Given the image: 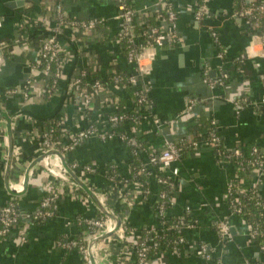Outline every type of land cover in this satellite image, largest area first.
<instances>
[{"label":"crops","instance_id":"0c3cea01","mask_svg":"<svg viewBox=\"0 0 264 264\" xmlns=\"http://www.w3.org/2000/svg\"><path fill=\"white\" fill-rule=\"evenodd\" d=\"M60 2L72 18H103L91 35L76 34L72 29L60 36L65 76L58 90L49 92L40 61L41 36L55 24V3ZM254 0H208L209 16L196 18L202 0H130L136 11L134 26H157L168 31L172 24L165 17L166 2L176 12L175 29L180 41L174 45L149 46L143 50L140 64L128 58L121 39L122 21L116 0H0V206L15 200L23 216L0 237V264H84L81 253L58 246V238H82L86 235L80 219L101 213L94 200L69 178L51 174L47 166L62 164L60 157L33 165L25 186L31 162L43 154L41 134L56 123L59 142L67 143L69 135L87 128L91 122H103L113 112L133 108L140 112L136 126L113 127L115 137L109 140L91 138L75 150L65 152L67 162H86L96 166L93 173L78 172L97 192L108 187L106 204L121 223L139 232L158 227L157 166L149 165V194L131 179L136 162L148 163L149 152L160 151L166 142L194 138L192 126L213 123L222 145L234 148L256 147L264 157V41L254 35L238 10ZM264 1V0H262ZM51 6V8H49ZM244 55V57H242ZM87 71L86 83L92 94L90 107L84 98L71 91V82L80 71ZM128 78L137 75L138 84H110L107 92L96 94L90 73L99 72L108 79L112 72ZM225 75L221 84L210 85ZM14 93H8L9 90ZM146 94L137 103L136 92ZM195 104L188 109L189 100ZM115 102V105H114ZM8 114L12 118L14 151L8 169ZM159 119V123L155 119ZM108 126V127H107ZM111 129L110 124L103 128ZM127 135L137 145L121 137ZM114 168L117 183L108 181ZM164 174L174 181L175 204L168 218L186 216L191 226L183 230L185 241L179 251L167 248L150 256L146 264H245L261 259L264 251L249 236V222L232 212L227 189L239 171L230 161H219L213 146L203 143L186 154ZM176 170V173L173 172ZM56 182L59 198L53 218L32 221L29 214L40 206L49 182ZM244 187L256 186L264 203V170L252 171ZM15 187L18 190H15ZM13 190L17 194H12ZM190 206L188 213L186 207ZM100 215V214H99ZM229 219L232 238L223 240L217 224ZM83 235V236H82ZM25 236V240L23 237ZM132 236L114 234L98 248L97 264H135L129 247ZM128 239V241H127ZM205 244L210 258L197 251Z\"/></svg>","mask_w":264,"mask_h":264},{"label":"built area","instance_id":"2783aa9c","mask_svg":"<svg viewBox=\"0 0 264 264\" xmlns=\"http://www.w3.org/2000/svg\"><path fill=\"white\" fill-rule=\"evenodd\" d=\"M119 6V19L122 21V32L121 37L128 36L129 42L137 45L141 51L136 53L134 49H131L128 52V58L131 61L137 62L140 64V60L142 58V53L145 48L149 46H162L164 44H174L180 41V37L178 35L177 30L175 29V20H176V12L173 9V6L170 2H166L165 8V17L170 21L172 24V28L168 31H162L159 27L153 26L149 32H145L147 40L144 42H140L137 44V40L134 34V20L136 16V11L132 7L131 4L127 2V0H116ZM208 0H202L201 4L198 5L196 10V18L198 20H203L209 16V12L206 6V2ZM55 12H56V19L55 24L52 26L48 33H45L41 36L40 42V61L39 63L35 64V67H39L41 65L44 69L45 77L48 79V88L49 92L52 90H58L60 81L65 76L63 67H64V59L61 54V43H60V36L63 34V31L66 29H72L75 34H71V40H77L78 36L76 34H83V35H93L96 29L105 23L103 18H88V19H77L69 17L65 14L61 3L58 1L55 4ZM51 8V6L49 7ZM52 9V8H51ZM256 12H264V1L260 4H255L254 2L250 4L248 7H244L239 15L241 18L246 20L247 25L251 26L255 29L259 25V20L257 19L254 23L251 22L246 15H254ZM144 35V33H143ZM254 35L260 37L264 41V37L259 33H254ZM244 57V55L242 56ZM86 76L87 71L83 70L80 73L76 74L75 77L72 79L71 82V91L75 93V95L79 98H84L86 105L90 107L92 102V94L88 90V86L86 83ZM225 80V75L222 78L217 80H210L209 78H204L206 83L210 85L221 84ZM109 83L115 85L117 84H125L130 83L131 85L138 84V77L137 75H130L128 78H125L118 72H112ZM91 87L94 89L96 94L101 92H107L108 88L107 85H104L100 80H96L92 82ZM15 90L11 89L8 93H14ZM137 103L142 105L146 101V94L142 91L136 92ZM264 102V98H263ZM195 104L194 99L189 100L188 109H191ZM115 105V102H114ZM128 118V116L124 112L120 113H112L107 116V120L105 123L103 122H91L90 125L82 130L74 134L69 135V141L67 143H61L57 138L54 137V129L51 128L49 130H45L41 134V149L42 152H48L51 150H58L64 156L65 152L75 150L78 146L83 144L85 141L91 138H100L102 140H109L115 137V131L109 130L107 127L104 129L103 126L106 124H110L111 126H120L123 125L124 120ZM156 123H159V119H155ZM121 137L128 142V144L135 147V154L138 153L137 145L130 139L127 135L121 134ZM203 143L209 144L213 146L214 151L219 159V161H230L236 165L238 170L242 168V163H235L237 158H241L246 156L245 150L242 148H234L230 152L224 153L223 150L220 148V136L215 133L211 132L208 137L196 139V137H185L179 141H168L165 143L163 148L160 151H151L149 152V161L148 163H142L140 165V172L141 173H149L148 166L153 165L157 166L159 174L157 175V182L160 184H169L168 189H163L158 192V213L160 218V225L158 227H149L146 229L141 230L140 232L135 228L130 227L129 225L125 224L124 222L121 223V226L113 233V235L119 234L121 236H132L133 238L129 239V247L131 249V253L133 255V259L127 257L125 262L134 261L135 264H146V261L150 257L151 250H158L164 247V244L160 242L158 239L161 236H170L173 238V244L175 246L171 247L174 251H179L180 246L183 245L185 241V237L183 234V230L191 226V221L186 216L177 217L173 220L168 218V209L175 204V185L174 181L170 179L167 175L164 174L165 171L171 170L173 164L180 161L186 154L190 152H194L202 146ZM250 155L253 156V159L249 162L253 165V171L256 169L259 172L264 170V157L260 155L259 150L256 147L251 149ZM51 156H57L56 154L49 155L43 159V161H48ZM69 166L78 174V172L85 174V173H93L96 171V166L92 163H84L79 161L68 162ZM48 171L55 175L60 176L61 178H69L72 180L77 186H79L73 178L68 174L65 170L63 164H59L58 166H51L48 164L47 166ZM176 173V170L173 171ZM80 178H82L80 176ZM240 175H238V180H241L242 184L244 179H240ZM108 181L110 184L117 183V176L115 173L111 174L108 177ZM235 179V180H237ZM82 180L98 195L100 200L102 201L103 205L109 209L107 204L105 203L107 200V193L108 188L106 190L102 189L100 192L90 186L83 178ZM232 180L229 183L227 189V199L229 204L231 205V209L233 213L240 214L244 216L243 210V202L241 199V195H251L255 198H261L259 196L258 190L256 186L251 187H244L234 185V181ZM135 183L141 185L143 184L135 181ZM79 188H81L79 186ZM82 189V188H81ZM17 191L18 188L15 187ZM83 190V189H82ZM46 195L42 198L40 202L39 208L32 214H29L27 217H30L32 221L39 222L43 220H47L49 218H53L57 211V200L59 198L58 190L56 187V182H49L46 188ZM150 189H144V194H149ZM262 199V198H261ZM187 212L189 213L191 210L190 206L186 207ZM110 211V209H109ZM23 216L21 212L17 208V203L15 200H11V202L5 206H0V237L7 235L12 226L19 222V219ZM80 224L85 225L87 231L91 233L89 239L84 242L82 238H70L67 239L65 237L58 238L56 241L58 246H62L66 250H77L81 253L83 257L84 264H92V257L91 252L89 250V243L92 238L101 236L108 232H111L116 227V222L112 220L109 216L102 213L100 215L94 217L83 218L79 220ZM230 222L229 219H223L217 224V231L219 236L223 240H229L232 238V234L230 232ZM86 231V232H87ZM107 238V244H110L112 241V236ZM174 236V237H173ZM249 236L252 240H255L259 243V247L261 250L264 251V224L256 223L252 224L249 223ZM25 236L23 240H25ZM104 240L103 242H105ZM128 241V239H127ZM98 245L97 250H95V257L98 260ZM170 248V247H167ZM198 253L206 257L207 259L210 258L208 249L205 244H200L198 249ZM217 264H220L217 262ZM245 264H264V261L261 259H255L251 261H246Z\"/></svg>","mask_w":264,"mask_h":264},{"label":"trees","instance_id":"16d2710c","mask_svg":"<svg viewBox=\"0 0 264 264\" xmlns=\"http://www.w3.org/2000/svg\"><path fill=\"white\" fill-rule=\"evenodd\" d=\"M127 2L130 4V0H127ZM253 2L255 4L263 3L262 0H254L251 3L244 4V7L250 6V4H252ZM244 7H241V9L238 10V13H240V11ZM246 18H248L253 23L257 19L259 20V25L255 29H253L251 26H249V27L252 29L253 33H259L260 35H262L264 37V12H256L252 16L251 15H246ZM152 27L153 26L147 25V24L141 26L140 28H136L134 26V31H135L134 34H135V38L137 40V44L147 40L145 32H149ZM143 33H144V35H143ZM121 39H122V42L124 43V46L126 47V52H129L131 49H134V51L136 53H139L141 51V49L137 45L133 44L132 42H129L128 36H124L123 35L121 37ZM172 45H174V44H172ZM108 76H109V78L105 79L102 76H100L99 72H92V73H90V79L89 80H91V83L96 81V80H100L102 83H104V85H107L106 83H107V81H109L111 74L108 75ZM122 76L127 77L125 75H122ZM124 113L128 116V118H126L124 120L123 124L129 125L131 127L132 126H136L135 124H137L139 122L138 120L140 118L141 113L136 111L134 108L132 110L126 111ZM49 127L54 129V137L57 138V135L60 133V130L56 126V123L51 122ZM192 128H193L192 130H195V132H196V136H195L196 139H201V138L208 137L211 132H215V133L218 134L214 124L211 123V122H209L208 124L201 125V126H198V124H196L195 126H192ZM111 130L114 131L113 126L111 127ZM220 148L223 150L224 153L230 152L222 145L221 140H220ZM250 152H251V148H248L245 151L246 156L241 157V158H237L235 160V163H237V164L238 163H242V168L239 171V175L241 177L240 179H242V180L246 179L247 176L251 175V173L253 171V168H254L253 165L249 162L250 160L253 159V156L250 155ZM140 165L141 164L139 162H136L133 165L134 168L132 170V175H131L132 178L131 179L135 178L137 180H140L141 183L143 184L144 188H145V186H146V188H148V186H149L148 176H146L145 173H141L140 172V170H139ZM107 172L110 175V174L115 173V170L112 167V168H109ZM133 176H134V178H133ZM238 184L240 186H244L242 184L241 180L237 179V180L234 181V185L238 186ZM165 188L166 189L169 188V184L168 183L167 184H161V183L159 184L158 183V185H157L158 192L160 190L165 189ZM241 199H242V202H243V210H244V213H245L244 217L247 219V221L249 223H252V224H256V223L259 222V223H261L263 225L264 224V203H263V200L261 198H255V197H252L251 195H244V194L241 195ZM99 214H101V213H99ZM171 220H173V219H171ZM40 222H42V221H40ZM81 228H84L85 231H87L85 225H84V227H81ZM90 235H91V233H89L87 231L85 236L82 235L83 236L82 240L84 242H86L89 239ZM158 239L160 240V242H162L164 244V247L161 248V249H158L156 251L151 250L150 256L156 255V254L164 251L165 249H167V247L175 246L173 244V238H171L170 236H164V235L161 236L160 235V237Z\"/></svg>","mask_w":264,"mask_h":264},{"label":"water","instance_id":"95a60500","mask_svg":"<svg viewBox=\"0 0 264 264\" xmlns=\"http://www.w3.org/2000/svg\"><path fill=\"white\" fill-rule=\"evenodd\" d=\"M2 58V55L0 54V59ZM4 117L8 120V169H7V178L10 179V167H11V162H12V158H13V151H14V133H13V120L11 117L8 116V114H5ZM52 154H56L58 155L61 160H62V164L65 168V170L68 172V174L73 178V180L83 189V191L88 194L93 200L94 202L97 204L98 208L100 209V211L104 214H106L107 216H109L112 220H114L116 222V227L113 231L108 232L106 234H103L101 236H97L92 238V240L89 243V250L91 252V259H92V264H97V260L95 257V250H97V247L99 244H101L104 240H106L107 238H109L111 235H113V233L121 226V220L119 218V216L115 213V212H111L109 211V209H107L102 201L100 200V198L98 197V195L82 180V178H80V176L69 166L67 160L65 159V156L58 150H51L48 152L43 153L41 156H39L38 158L34 159L30 166L27 169L26 172V176H25V186H27L28 184V177L29 174L32 170L33 165H35L37 162L43 160L45 157L52 155ZM12 194H17V192H15L13 190Z\"/></svg>","mask_w":264,"mask_h":264}]
</instances>
